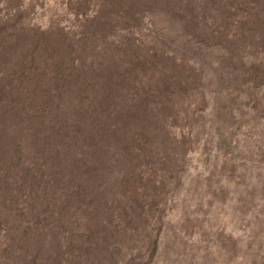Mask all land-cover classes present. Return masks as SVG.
Wrapping results in <instances>:
<instances>
[{
  "label": "rangeland",
  "instance_id": "374dc122",
  "mask_svg": "<svg viewBox=\"0 0 264 264\" xmlns=\"http://www.w3.org/2000/svg\"><path fill=\"white\" fill-rule=\"evenodd\" d=\"M110 1L25 0L19 10L32 32L80 42L87 67L77 75L94 74L89 95L106 97L107 108H89V176L76 183L78 202L68 191L50 198L62 210L31 244L36 264H264V51L250 39L209 42V27L223 26L213 9L185 24L173 14L185 0ZM8 11L0 0V26ZM176 72L188 85L171 83L173 107H150L149 89ZM108 109L125 118L114 134L103 129ZM3 208L0 195V264H20L23 256L2 255L13 218Z\"/></svg>",
  "mask_w": 264,
  "mask_h": 264
},
{
  "label": "trees",
  "instance_id": "16d2710c",
  "mask_svg": "<svg viewBox=\"0 0 264 264\" xmlns=\"http://www.w3.org/2000/svg\"><path fill=\"white\" fill-rule=\"evenodd\" d=\"M24 1L4 0L9 11L0 26V125L3 126L0 131V195L3 210L13 214L11 226H3L2 237L7 242L2 245V255L13 259L21 255L25 259L20 264H25L24 260L36 264L38 258L31 244L42 239L40 235H48L47 230L53 226L52 215L56 211L61 214L59 210H62L59 207L56 210L50 198H54L56 192L67 191L78 196L74 191L81 189L75 187L77 181L89 176L82 170L87 168L83 149L90 143L83 136L89 125V108L95 107L94 111L97 107L100 113L107 108L103 104L106 97L93 99L89 95L97 80L94 74L77 75L79 68L87 67V60L79 53L80 42L77 46L76 41L70 42L62 36L52 39L47 31L32 32L29 22L19 12ZM111 2L104 0L105 6ZM134 4V0H128L126 8L132 9ZM178 6L182 10L187 8L186 12L173 11L177 16L181 13L182 19L178 18L185 24L207 19L212 9L218 13L223 26L218 30L209 27V42L224 44L250 39L254 49L264 51V0H204L196 5L193 0H185ZM225 26H229L230 32L224 38ZM115 51L127 53L123 44ZM66 57L69 61H65ZM171 83L188 85L185 77L181 78L176 72L160 91L149 89L147 104L164 110L172 108L174 89ZM67 93L72 95L68 99L74 101V107L62 113L66 104L61 99ZM157 115L151 109L147 115L146 124L153 126V134L159 126L154 122ZM107 116L110 117H107L108 125L103 129L108 130V134L117 133L118 123L125 118L111 119L110 109ZM99 138L103 141L105 136ZM92 191L89 188L87 192ZM83 198L85 211L93 214L91 202L86 196Z\"/></svg>",
  "mask_w": 264,
  "mask_h": 264
}]
</instances>
